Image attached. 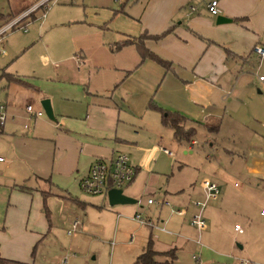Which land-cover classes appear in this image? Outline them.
Here are the masks:
<instances>
[{
    "label": "crops",
    "instance_id": "crops-1",
    "mask_svg": "<svg viewBox=\"0 0 264 264\" xmlns=\"http://www.w3.org/2000/svg\"><path fill=\"white\" fill-rule=\"evenodd\" d=\"M27 1L30 4L17 13H23L40 0ZM210 1L147 0L140 12L131 6L127 11L136 20L138 28L133 32H120L115 51L117 55L110 65L115 73L103 79L92 91L83 87L84 93H79V101L71 98L73 102L84 104V114L75 115L74 123L62 121L60 125L63 128L55 127L50 135L34 138L33 135L29 138L28 134H22L21 130L18 133L12 125L0 128V157L4 159L0 166L6 170L18 154L29 155L32 166L34 162L38 163V149L34 151L36 139L48 143L52 149L49 171L35 180L37 191L30 192L26 189L29 187H24L27 180L24 171L13 175L8 184L0 179V216L8 197L9 203H12L4 219L5 224L8 225L9 212L12 218L17 214L21 217L25 213L31 215L34 206L37 211L41 203L50 204L52 199H58L72 203L68 204L72 205L69 210L75 214L73 221L80 222L81 232H84L88 218L93 214L99 219L113 221L117 227L123 220L137 226V230L133 231V243H128L132 232L125 236V245L131 255L129 264L135 262L150 241L153 250L159 254L174 251L172 263H165L169 261L168 255L158 257V264H227V259L236 260V264L245 261L251 264L248 260L227 257V196L224 194L211 200L203 209L205 227L198 231L190 223L198 212L195 202L203 199L202 186V196L191 190L190 193L182 191L168 198L165 196L167 192L156 199L148 197L147 200L163 204H148L146 200V205L141 207V216L148 222L145 226L134 221V215L124 217L119 211L113 214L103 211L99 207L101 200L96 199L98 196L73 198L70 193L73 187L79 188L80 180L88 174L95 160L123 154L121 151L124 149L136 146L137 137L144 127L143 117L148 114V117L154 118L149 112L159 113L160 122L164 125L162 113L151 105L184 116L185 129L191 128L194 132L196 127H201L207 133L220 132L224 122L227 142L235 145L237 158L230 162L228 171L223 169L218 172L221 182L226 181L227 173L243 177L249 185L253 176L264 178V98L259 96V90L260 93L254 91L250 79L251 61L264 59L252 56L255 45L264 46V0H218V15L228 19L222 23L216 22L218 15L207 11L206 5ZM191 6L194 10H191ZM35 13L31 20L37 18ZM2 18V25L11 20L5 15ZM28 24L25 31L22 29L24 32L28 31ZM165 31L169 32L158 39L154 37ZM141 36L143 38L139 39ZM126 40L140 41L145 49L168 61L170 68L165 69L150 57L142 59L137 43H124ZM0 52L3 55L6 53L3 48ZM77 57L79 59L80 56ZM251 68L254 73L258 70V67ZM5 73L22 79V82L14 80L8 83L3 76ZM0 79L5 81L4 88L9 85L5 92L6 102L12 93H20L17 99L11 96L8 103L21 106L22 95L30 99L28 92H33V100H27V103L35 106L39 96L36 92L38 87L30 80L6 71L0 74ZM11 86L16 88L10 89ZM72 111L66 110L69 114ZM8 118L12 123L15 115H9ZM38 119H33L31 126L28 125L27 129L23 127L24 130L32 132ZM190 143L194 144L195 141ZM30 145L32 147L28 149ZM161 148L165 147H159L160 152L164 153ZM225 152L229 153V150ZM133 167L136 176L129 186L134 183L140 170L136 165ZM35 170L32 167L31 172ZM207 181L217 185L216 178ZM252 196V193L243 190L234 202V210L247 217L245 207ZM47 213L50 214L49 211ZM79 216L81 220L77 218ZM249 225L250 239H254L258 248L264 251V228L252 227V222ZM116 235L117 228L114 237ZM111 245L113 248L115 243ZM236 248L244 249L242 244H237ZM236 248L235 251H238Z\"/></svg>",
    "mask_w": 264,
    "mask_h": 264
},
{
    "label": "rangeland",
    "instance_id": "rangeland-1",
    "mask_svg": "<svg viewBox=\"0 0 264 264\" xmlns=\"http://www.w3.org/2000/svg\"><path fill=\"white\" fill-rule=\"evenodd\" d=\"M146 1L49 0L42 19V8L24 19L23 22H29L27 32L18 27L7 31L0 38V49L3 48L6 52L4 55L0 52V74L6 71L30 80L38 87L36 92L39 96L35 106L42 108L40 102L48 99L54 117L48 118L43 110L34 130H24L25 124L31 126L33 119H36L29 116L25 108V104H29L27 100H33L34 94L28 92L31 93L28 94L30 99L23 94L21 106H13L8 103L10 97L15 96L17 99L20 93H12L6 102L5 92L9 85L4 88L5 81L0 79V102H6L8 116L15 115L12 123L7 118L4 127L12 125V128H17L18 133L21 130L22 134H28L29 138L33 135L34 138L52 134L55 127L62 129V121L66 124L74 123L75 115L84 114L85 106L80 102L71 101V98H77L75 100L79 101V93L83 92V87L92 91L103 79H108L115 73L110 65L117 55L115 51L120 32H133L138 28L136 20L127 10L132 6L140 12ZM135 2L138 3L136 6ZM29 4L27 0H0V25L3 23L2 15L12 19L21 14L17 12ZM34 13L37 18L31 20ZM77 55L80 56L79 59ZM251 67H258V70L254 73ZM250 69L254 91L261 92L259 96L264 98V81L259 80L260 75L264 78V59L251 61ZM11 88L14 90L16 86ZM70 109L73 110L72 114L66 112ZM149 113L154 115V118L148 117V114L143 117L144 127L137 137L136 146L121 151L129 158L131 165L140 169L134 183L122 189L124 195L136 200V204L111 207L106 199L98 196L96 199L101 200L99 207L110 214L119 211L124 217L136 213L143 215L141 207L146 205L148 197L156 199L167 192L165 196L168 198L169 195L174 196L182 191L190 193L191 190L196 195H201L202 182L216 178L219 198L223 194L227 196V257L248 260L251 264H264V251L258 248L254 239H250L249 233L250 222L252 227L264 228V216H261V210L264 208V178L253 176L249 185L243 177L227 173L226 181L219 180L221 177L218 172L223 169L228 171L231 168L230 162L237 158L235 145L227 142L224 122L220 132L207 133L201 127H196L189 140L195 143L191 144L189 141H175L171 127L161 124L159 113ZM17 138L20 140V137ZM35 142L34 151L38 149L39 153L38 163L34 162L32 166L29 155H16L9 163L11 167L8 170L0 166V179L4 184L10 183L13 175L24 171V177L27 179L24 187H29L26 189L30 192L37 191L35 180L49 171L52 149L46 142L37 139ZM160 145L170 151L172 156L160 152ZM31 147L32 145L28 149ZM227 149L229 153L225 152ZM32 167L36 169L33 173ZM38 185L43 187L41 183ZM243 190L254 195L245 207L247 217L236 212L233 206ZM70 193L73 198H91L77 186L73 187ZM6 200L3 214L0 216V256L11 261L8 264H61L60 260L65 255L69 256V264L131 262L125 236L128 232L134 234L137 226L129 221L123 220L117 227L113 221L99 219L93 214L89 216L84 232L68 236L67 230L75 219V214L69 210L72 205L68 204H72L71 202L52 199L50 204L41 203L37 211L34 206L31 215L25 213L22 217L17 214L12 218L9 212L7 225L4 219L12 203H9V197ZM77 218L81 220L80 216ZM116 228L117 235L114 237ZM113 242L115 245L111 248ZM237 244H242L244 249L236 248ZM233 246L238 251H235ZM227 264H236V260L227 259Z\"/></svg>",
    "mask_w": 264,
    "mask_h": 264
},
{
    "label": "built area",
    "instance_id": "built-area-1",
    "mask_svg": "<svg viewBox=\"0 0 264 264\" xmlns=\"http://www.w3.org/2000/svg\"><path fill=\"white\" fill-rule=\"evenodd\" d=\"M49 0H40L29 9L21 13L20 15L12 18L6 24L0 27V38L9 30L15 28H21L26 30V24L24 19L29 16L30 13L42 8L43 12L48 8ZM194 10V7H190ZM207 11L212 15H218L220 13L218 0H211L206 5ZM45 15V12L42 14ZM252 56L257 58L264 57V46L257 44L253 47ZM78 58V57H77ZM263 76H259V80H263ZM26 111L31 117L37 118L43 115V109L36 108L33 104H27L25 106ZM8 118L6 103L0 102V128L4 126ZM28 124L24 125V128H28ZM164 154L171 156L172 153L165 148H161ZM4 162V159L0 157V163ZM136 170L130 164L129 158L125 154H117L108 159L98 158L91 165L88 174L83 177L79 182V189L82 193L89 196H100L106 201H108V193L111 190H122L124 187L128 186L135 178ZM203 199L201 201L195 202V207L198 208V212L191 219V226L201 231L205 227V222L202 217L203 209L211 201L219 196V188L216 184L210 181H203L202 183ZM148 204H156L161 206L162 202H156L152 199L147 200ZM166 204V203H165ZM176 214H181L180 211H175ZM261 215L264 216V209L261 210ZM134 221L140 225H147V220L144 219L140 214L136 213L133 218ZM237 229V227H235ZM81 231V225L78 220H75L70 225L67 230L68 236H74L77 232ZM135 234H130L128 238V243H133ZM61 264H69V256L65 255L60 260ZM243 264H248L245 261Z\"/></svg>",
    "mask_w": 264,
    "mask_h": 264
},
{
    "label": "trees",
    "instance_id": "trees-1",
    "mask_svg": "<svg viewBox=\"0 0 264 264\" xmlns=\"http://www.w3.org/2000/svg\"><path fill=\"white\" fill-rule=\"evenodd\" d=\"M169 31H165L164 33L160 34V35H155L154 37L156 39H158L159 37L166 35ZM143 38L142 36L139 38L141 39ZM128 42H136L139 48V51L141 52V58L144 59L145 57H150L151 59L155 60L156 62H158L160 65H162L165 69H169L170 68V63L168 61H166L165 59L161 58L160 56H158L157 54H154L153 52H150L149 50L145 49L143 44L140 41H135V40H126L124 41V43H128ZM4 78L6 79V81L8 83L13 82L15 80L16 81H20L22 82V79L18 78V77H13L11 74L9 73H5ZM151 107L156 108L157 110H159L162 113V122L164 125L169 126L172 128L173 130V134H174V138L175 140H177L178 142L181 141H189L192 137V135L194 134V129L188 128L185 129L184 127V116L176 113V112H171L169 110L163 109L159 106L156 105H151ZM190 142V141H189ZM174 251H170L167 252L165 254H159L157 252H155L152 248V244L151 241L147 243V247L145 248V250L143 251V253L137 257V259L135 260V262L133 264H158V257H164V256H168L169 255V261L166 260L165 263H172L173 260L175 259L173 256ZM11 261L6 260L4 258H2L0 256V264H8Z\"/></svg>",
    "mask_w": 264,
    "mask_h": 264
},
{
    "label": "water",
    "instance_id": "water-1",
    "mask_svg": "<svg viewBox=\"0 0 264 264\" xmlns=\"http://www.w3.org/2000/svg\"><path fill=\"white\" fill-rule=\"evenodd\" d=\"M226 20H228L227 18H225L224 16L218 15L216 18V22L217 23H222L225 22ZM46 116L50 119H53V110L50 104V101L48 99H43L40 102ZM108 203L109 205L112 206H116V205H133L136 204V200L124 195L122 193V190H111L108 193Z\"/></svg>",
    "mask_w": 264,
    "mask_h": 264
}]
</instances>
